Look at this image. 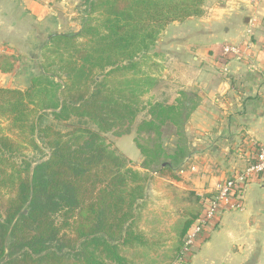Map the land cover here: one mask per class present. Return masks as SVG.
I'll list each match as a JSON object with an SVG mask.
<instances>
[{
    "label": "trees",
    "instance_id": "trees-1",
    "mask_svg": "<svg viewBox=\"0 0 264 264\" xmlns=\"http://www.w3.org/2000/svg\"><path fill=\"white\" fill-rule=\"evenodd\" d=\"M203 1L88 0L81 32L54 34L43 46L42 72L30 87L0 89V118L9 125L5 133L0 122V264H128L121 249L146 244L136 221L148 174L175 177L181 168L197 99L180 92L173 105H149L133 139L141 174L103 135L133 123L138 89L151 79L143 74L112 89L106 78L134 72L161 30L200 17ZM48 111L52 122L42 127ZM168 127L177 139L173 154L162 144ZM26 149L48 154L32 162Z\"/></svg>",
    "mask_w": 264,
    "mask_h": 264
},
{
    "label": "crops",
    "instance_id": "crops-1",
    "mask_svg": "<svg viewBox=\"0 0 264 264\" xmlns=\"http://www.w3.org/2000/svg\"><path fill=\"white\" fill-rule=\"evenodd\" d=\"M66 1L0 0V89L26 90L41 74L43 46L73 23ZM204 1L202 16L168 24L154 48L155 62L169 68L161 72L171 80L168 95L192 93L197 105L186 122L189 154L175 177L148 174L136 221L146 244L122 248L128 262L133 251L145 264H165L180 247L186 221L199 215L201 197L244 167L252 143L264 146V0ZM224 45L240 50L225 66L218 61ZM133 139L132 133L116 138L115 149L145 174ZM165 139L173 154L176 137ZM175 209L177 219L170 217ZM169 229L179 232L175 248L165 247ZM190 264H264V181L246 187L242 209L222 215Z\"/></svg>",
    "mask_w": 264,
    "mask_h": 264
},
{
    "label": "rangeland",
    "instance_id": "rangeland-1",
    "mask_svg": "<svg viewBox=\"0 0 264 264\" xmlns=\"http://www.w3.org/2000/svg\"><path fill=\"white\" fill-rule=\"evenodd\" d=\"M87 1L88 0H67L66 1L67 4L70 5V11H72V13L71 12L70 13L73 14V16L70 17L71 18L70 22H73V23L71 25H68L66 30H63V29L60 30V32L58 34H68V35L74 34L75 35V34H78L81 32L83 26L86 24V20H88L87 19V9H88L87 8V4H88ZM204 2L205 1H203V5H202L203 14H204V10H203ZM66 13H68V12H66ZM70 13H68V16L70 15ZM95 17H97V15H92L91 18H95ZM74 21H75V23H74ZM166 26L161 30L153 49L148 53V55H146L145 58H143L142 60H138L139 65L137 66V68L134 72L119 71L118 70L117 72L115 71L109 77L106 78V83L112 89L122 88L123 87L122 85L126 82V80H132V79L133 80H140L141 76L143 74L145 76H148L151 79V82L148 86L143 85V86H140V88L138 89V92H140V90H142L141 92H143V93L137 92L139 94V96H137V101L139 103L138 108L140 111L137 114V116L135 117L133 123L130 125L127 124L122 128H116V129H114V131L103 135L106 144L109 145L110 149H112V150L116 151L114 142H115L116 138L120 137L119 135L124 133L125 131L129 132L128 134L132 133L134 135V137L136 136L135 131H136L137 125L142 120L148 119L147 109L149 108V105L155 104V103H163V104L173 105V104H175V101H176L175 99H177L179 97V94L177 97H176V94H174V97L172 94L168 95L169 93H171V92L168 93V91L171 88V86H170L171 80H169L168 77H163L161 75L162 74L161 72L169 69V68H167L168 67L167 62L165 60L161 59V60H159V63H156L155 61L158 60V58L153 57L154 48L157 46V42L160 39L161 34L164 33ZM84 42H85L84 39H80V38L77 39L78 45L83 46ZM54 58L55 57L50 56V59L48 62L49 63L54 62L53 61ZM45 64H46V62H45ZM40 65H41V60H40ZM40 68H41V66H40ZM133 73H135L136 75ZM58 82L60 84H62L63 81L59 80ZM159 92L161 94L163 93V95H160ZM1 103H2V101H1ZM49 114H50L49 111L46 112V114L44 113V115L42 116V118L39 122L40 126L44 127V126H46L52 122ZM0 122L2 123V126L5 130V133H7L8 132L7 129L9 127V125H7L6 121L3 118H0ZM88 127L91 128L92 130H95V127L91 124H89ZM57 129H58V126H57ZM59 129L63 130L62 127H59ZM174 131L175 130L172 127H168V128L163 129L162 144H163V138L167 139L168 137L170 138L172 135L174 136ZM130 144L132 145L133 149L136 150V148L133 146V143L131 141H130ZM167 144L168 143L166 142V145ZM168 147L169 146L167 145L166 149ZM163 148H164V146H163ZM47 154H48L47 150H45L44 154H40L37 151H31L30 149H26L24 151L23 156L25 158H27L28 160L33 162V161L38 160L39 158L45 159ZM44 159H42V160H44ZM184 211H186V210H184ZM186 212H188V211H186ZM177 213H178V209H175L173 211V213L170 214V217L177 219ZM173 218L169 219L168 222L172 221ZM136 225H137V222H136ZM169 232L171 233V235H169V233H168L167 234L168 238L164 239V241L166 242L165 247L175 248V246H177V244H179V242H178V240L175 239V237H172V236L174 234H176V237H177L179 232H176L175 230H170V229H169ZM148 240H151V239H148ZM176 252H177L176 248L173 250L174 254L172 253V251L168 252L167 256H169V258L165 260V264H173V261H172L173 259H171V257H172V255L174 257ZM155 253H157V252H155ZM159 254H161V253L159 252ZM126 256L130 259V260L129 259L128 260L132 264H145L146 263V260H143L146 258L140 252L135 253L133 251H130L126 254ZM159 260L161 261L162 259H159ZM130 262H128V264H130ZM162 264H164V261L162 262Z\"/></svg>",
    "mask_w": 264,
    "mask_h": 264
},
{
    "label": "built area",
    "instance_id": "built-area-1",
    "mask_svg": "<svg viewBox=\"0 0 264 264\" xmlns=\"http://www.w3.org/2000/svg\"><path fill=\"white\" fill-rule=\"evenodd\" d=\"M239 55L238 46L224 45L218 61L225 66L228 60L238 58ZM242 156L245 157L244 167L217 184L211 193L201 197V211L183 235L173 264H190L196 251L218 226L222 215L242 209L246 187L264 181V146L252 143L249 152H244Z\"/></svg>",
    "mask_w": 264,
    "mask_h": 264
}]
</instances>
